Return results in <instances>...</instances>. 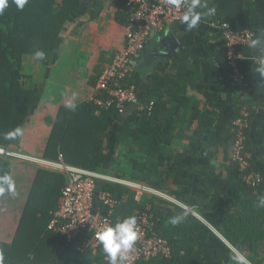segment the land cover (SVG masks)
I'll list each match as a JSON object with an SVG mask.
<instances>
[{
  "label": "crops",
  "instance_id": "crops-1",
  "mask_svg": "<svg viewBox=\"0 0 264 264\" xmlns=\"http://www.w3.org/2000/svg\"><path fill=\"white\" fill-rule=\"evenodd\" d=\"M100 1L103 9L98 19L89 21L92 0H80V10L74 22L64 30L54 61L47 69H42L44 80L37 83L40 100L24 129L25 133H22V139L24 135L35 147L40 142V151L36 155L30 152L32 149L23 148V152L12 153L14 161L21 166L32 165L28 168L32 172L22 170L17 174L14 173L13 166L14 169L11 167L9 174L11 178L18 175L23 177L20 188L25 202L37 168L56 171L39 165H43L41 155L58 109L62 106L74 108L87 102L94 94V86L91 84L93 78L124 47L127 27L115 22L120 9L117 0ZM201 2L206 5L200 9L202 13H207L209 8H215V12L202 16L197 28L188 31L185 24L178 21L149 33L144 51L132 64V75L137 81V95L135 103L126 107L125 114L147 108L153 103L150 99L153 97V101H157L158 107H161L162 115L156 122L163 127L169 121V117L165 116H170V112L176 110L168 129L163 127L167 132L162 127L157 128L154 119L149 123L157 131L150 135L156 139L171 140L172 143L166 147V153L171 156L170 163L160 170L169 172L166 190L146 185L150 189V194L146 197L154 200L155 206L163 212V219L169 221L176 215L192 211L196 220L193 231L208 264H229L236 249L224 239L219 230L225 218L238 213V209L231 206L233 193L226 177V169L231 161L228 138L234 110L235 86L221 67L224 53L218 27L225 22L235 31L252 32L255 39L261 41L256 47L239 50L238 66L246 83L245 88L239 89L242 110L246 109L251 114L246 128V142L249 144L247 155L264 176V74L258 71L260 66L256 62L258 58L264 57V0ZM78 22H82V25L75 31L74 25ZM162 40L171 43V58L157 57L159 52L166 53ZM160 68H163L162 71H159ZM52 76L56 81L50 87ZM160 87L159 91L153 92ZM70 105L73 107H69ZM194 107L201 112H211L210 118L213 120L216 119L212 114L213 110L218 112L219 119L213 128L199 130L197 121L191 119ZM119 125V122L111 125L107 134L106 161L121 148L117 142ZM190 140L199 142L200 149L191 147ZM149 148L146 145V150ZM114 161L115 163L106 162L108 170L116 165V160ZM16 179L19 180V176ZM13 195L10 196L14 197ZM184 207L188 211L182 209ZM20 217L19 215L13 228L14 233ZM217 252H220L221 259L216 257ZM259 252L264 256V245L259 246Z\"/></svg>",
  "mask_w": 264,
  "mask_h": 264
},
{
  "label": "trees",
  "instance_id": "trees-1",
  "mask_svg": "<svg viewBox=\"0 0 264 264\" xmlns=\"http://www.w3.org/2000/svg\"><path fill=\"white\" fill-rule=\"evenodd\" d=\"M117 4L120 9L115 22L127 27L129 11L125 1L117 0ZM80 7V0H27L23 8L18 7L15 0H6V7L0 12V149L5 152L12 153L19 149L22 133L40 100L38 85L12 88V74L21 64L24 66L26 58L32 59L42 69H47L56 57L64 30L74 22ZM102 9L103 3L100 0H92L88 20L96 21ZM81 25L82 22H78L74 25V30H78ZM37 50L46 54L44 60L34 58L33 54ZM13 56L20 60V66L12 60ZM221 67L229 78L225 58ZM97 77L93 78L92 86H95ZM128 83L137 88L133 75ZM160 89L161 87L155 88L153 92ZM234 89L232 122L240 118L243 106L239 88ZM150 99L153 102L150 111L146 109L131 114L109 110L98 115L96 107L90 102L81 103L74 108L60 107L41 159L166 190L169 172L160 170L170 163L171 156L166 153V147L172 142L164 138L166 133L163 140L150 135L157 131L149 123L153 119L154 122L159 121L157 118L162 116L157 101H153V97ZM175 112L176 110L170 112V116H165L169 117V121L163 126L165 129L173 122ZM192 112L191 119L197 121V127L201 131L213 128L219 119L216 110L212 112L216 118L214 120L210 118L211 112H201L195 107ZM116 122L120 124L117 142L121 148L118 151L126 160L108 170L105 166L109 162L106 161V138L111 125ZM156 125L157 128L162 127L157 122ZM17 129L21 130L19 134ZM165 129L163 128L167 132ZM236 135L237 130L231 124L228 138L231 150ZM146 145L150 147L148 150ZM189 145L196 150L200 149L199 142L190 140ZM246 151H249L247 142ZM10 159V156L0 155V176L10 174ZM251 165L255 172L261 174L255 168L253 160ZM226 170L233 193L231 206L236 207L238 213L225 218L219 231L251 264H264L259 252V246L264 244V208L256 206L259 198L264 196V182L254 188L245 186L232 161ZM65 185L66 177L61 172L37 168L13 240L10 244L0 242L2 264H109L104 251L79 253L76 250L77 242L69 243L64 236L48 229ZM97 189L110 192L118 202V207L111 216L114 224L130 215L137 218L145 210L146 202L151 206L155 231L160 237L169 240L172 253L169 259L158 257L149 263L139 264H208L193 231L196 220L192 214L185 213V219L173 225L168 219H163V212L155 206L154 200L145 198L140 202L137 193L120 184L99 182ZM101 212L106 215L105 209ZM216 257L222 258L220 252L216 253ZM229 264H233L232 257Z\"/></svg>",
  "mask_w": 264,
  "mask_h": 264
},
{
  "label": "built area",
  "instance_id": "built-area-1",
  "mask_svg": "<svg viewBox=\"0 0 264 264\" xmlns=\"http://www.w3.org/2000/svg\"><path fill=\"white\" fill-rule=\"evenodd\" d=\"M129 11L124 47L116 52L97 77L94 94L87 102L96 107V114L103 111L115 110L119 114L125 112L129 104L136 101L137 88L129 84L132 77L133 62L145 49L149 33L161 30L165 25L182 20L185 6L190 0H183L179 6L172 5L169 0H124ZM221 47L226 64L229 68V78L235 87H246L245 78L241 74L238 61L239 50L251 46L255 36L250 31H235L222 22L219 25ZM261 67L264 57L256 60ZM153 103L141 110L150 111ZM249 111L242 110L240 118L232 122L237 130L236 140L231 150V161L236 165L242 182L247 187H257L263 178L252 169L246 151L245 129L249 121ZM0 155H12L0 149ZM46 168L55 169L66 177V185L62 190L58 208L53 213L48 229L66 238L69 243H75L79 253H96L103 251L97 239V232L107 224H114L113 215L118 202L108 191L97 189L99 182L120 184L135 187L138 185L94 173L73 168L64 163L44 162ZM144 187V186H143ZM150 189L146 187V194ZM139 193V192H138ZM155 196H159L157 193ZM106 210V215L102 210ZM188 211L185 207L182 208ZM195 216L194 213H191ZM137 233L133 249L128 253L127 264L149 263L155 258L169 259L171 247L167 238L160 237L155 231V223L151 214V206L146 202L145 210L137 216ZM108 259V257H107Z\"/></svg>",
  "mask_w": 264,
  "mask_h": 264
},
{
  "label": "clouds",
  "instance_id": "clouds-1",
  "mask_svg": "<svg viewBox=\"0 0 264 264\" xmlns=\"http://www.w3.org/2000/svg\"><path fill=\"white\" fill-rule=\"evenodd\" d=\"M18 7L23 8L27 0H15ZM174 6H179L183 0H169ZM6 7V0H0V12ZM206 5L202 4L201 0H190L185 6V10L182 16L181 23L185 24L186 30L191 31L198 27L201 22L202 16L212 15L215 12V8H209L207 13H202L201 8H205ZM259 39H254L251 42L252 47H256L260 44ZM34 58L38 61L45 59L46 54L42 50L34 52ZM258 71L264 74V65H262ZM69 107H73L70 105ZM21 130L17 129L19 134ZM5 192L15 194V182L7 174L0 176V195ZM257 207L264 208V196H261L257 202ZM185 219L184 215H176L171 218V223L176 225ZM137 218L135 216H127L115 224H107L97 232L96 236L100 242L104 253L108 257L109 264H127L129 260L128 253L133 249L136 240L138 239L137 233ZM3 257L0 255V264H2ZM233 264H250L247 257L234 250L232 254Z\"/></svg>",
  "mask_w": 264,
  "mask_h": 264
},
{
  "label": "rangeland",
  "instance_id": "rangeland-1",
  "mask_svg": "<svg viewBox=\"0 0 264 264\" xmlns=\"http://www.w3.org/2000/svg\"><path fill=\"white\" fill-rule=\"evenodd\" d=\"M12 60L17 62L18 66H20V60L16 56H13ZM41 70H42V67L39 64L35 63L30 58H26L24 61V66L21 64V66L16 68V71H14V73L12 74V77H11L12 88H18L22 85L26 86V87H31L30 85H33V84L37 85V83H40L41 80H44V78L42 77V74L44 72H43V70L42 71ZM55 81H56V79L52 76L50 87L55 84ZM23 133H25V132H23ZM244 133L246 136V129H245ZM42 141H43V139L41 140V142ZM32 143L33 142L27 140L26 137L24 138V135H23V139L21 141V144H23V147H21V145H20L19 149H16L17 151L16 150L15 151L20 153V152H23V148H24V149H32V151H30L31 153H36V155L39 154L40 142H39L37 147L32 145ZM27 152H29V151L27 150ZM12 153H15V152H12ZM13 156L14 155H12V156L10 155V157H11L10 162H12L11 163L12 169L15 168L14 173L17 172V174H20L19 172H22V170L26 171L27 173H28V170H30L32 172V169H28V168L32 167V165L31 166H29V165L21 166L19 162L14 161L15 159L13 158ZM23 159H26V158L23 157ZM114 160H116V164L117 163L123 164L126 159L122 158L120 151H117V153L115 155L110 157L108 163H110L112 161L115 163ZM248 160L251 163L252 159L250 156H248ZM23 162H25V161H23ZM44 162L45 161H43V165L41 164L39 166L46 167ZM13 166H14V168H13ZM18 176L20 178L19 180L16 179ZM18 176H14L11 178L15 182V184L18 185V186L15 185V194L13 195L12 193L5 192L3 195H0V242H3V243L4 242L5 243H11L12 242L14 234H15L13 232V228L16 225L18 216L19 215L21 216L22 210H23L24 205H25V200H23L22 195H21L22 189L20 188V185H21L20 183H22L23 177H20V175H18ZM261 177L263 178V182H264V176L261 175ZM115 179H118V178H115ZM118 180H121V179H118ZM122 181H127V180H122ZM127 182L138 185V186H135L134 188L131 186H124V187H126V188L134 191L135 193H137L138 194V200L140 202H143V200L145 198H148V197H146L148 195V194H146V185H144L142 183H138V182H132V181L131 182L127 181ZM6 193H8V194H6ZM10 195H13L14 197H11ZM18 197H20V198H18ZM246 252H248V250ZM262 256L263 255L261 254V257Z\"/></svg>",
  "mask_w": 264,
  "mask_h": 264
},
{
  "label": "water",
  "instance_id": "water-1",
  "mask_svg": "<svg viewBox=\"0 0 264 264\" xmlns=\"http://www.w3.org/2000/svg\"><path fill=\"white\" fill-rule=\"evenodd\" d=\"M161 44H162V47H163V49L165 50V52L166 53H162V52H159L158 53V58H171L172 56H170L171 54H169V52H170V48L172 47V45H171V43L170 44H168V43H166L165 41H161ZM190 213L192 212V211H189Z\"/></svg>",
  "mask_w": 264,
  "mask_h": 264
}]
</instances>
